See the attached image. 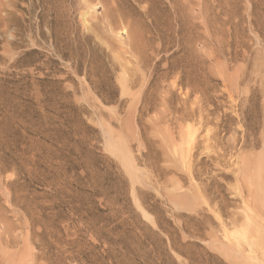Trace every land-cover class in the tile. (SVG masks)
I'll return each instance as SVG.
<instances>
[{
  "label": "rangeland",
  "instance_id": "obj_1",
  "mask_svg": "<svg viewBox=\"0 0 264 264\" xmlns=\"http://www.w3.org/2000/svg\"><path fill=\"white\" fill-rule=\"evenodd\" d=\"M0 264H264V0H0Z\"/></svg>",
  "mask_w": 264,
  "mask_h": 264
}]
</instances>
